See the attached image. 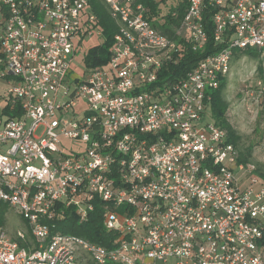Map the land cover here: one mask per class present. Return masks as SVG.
<instances>
[{
    "label": "built area",
    "instance_id": "1",
    "mask_svg": "<svg viewBox=\"0 0 264 264\" xmlns=\"http://www.w3.org/2000/svg\"><path fill=\"white\" fill-rule=\"evenodd\" d=\"M103 2L117 23L109 59L70 80L74 36L101 35L89 0H0V210L25 222L14 237L0 224V264H75L78 252L98 264H264V181L206 113L236 51L264 56V0H186L177 38L137 0ZM206 8L221 47L161 76L185 43L207 44ZM95 202L118 234L111 246L56 229Z\"/></svg>",
    "mask_w": 264,
    "mask_h": 264
},
{
    "label": "trees",
    "instance_id": "2",
    "mask_svg": "<svg viewBox=\"0 0 264 264\" xmlns=\"http://www.w3.org/2000/svg\"><path fill=\"white\" fill-rule=\"evenodd\" d=\"M146 9V16L152 18L151 23L159 32L167 35L170 38H177L180 19L183 16L186 7V0H177L165 2V0H137ZM89 7L94 13V27L101 31L103 40L101 43L91 46L88 52L83 57V62L86 67H96L105 63L109 59L110 48L113 44L114 34L117 32V23L109 13L108 7L103 0H89ZM211 8H206L203 12V23L208 33V42L203 50H193L191 45L185 43L183 54L178 61L173 65H168V69L161 72V76L168 73V77L182 76L187 71L191 70L195 64L205 55L213 53L221 47L219 44L213 42L211 33ZM182 43V41H181ZM242 55L257 57L259 55L253 49H243L236 51ZM227 74L222 76L219 85L210 90L208 94L210 99L207 106V117L214 121L227 131L229 140L235 144L238 151V161L242 163H253L250 160L251 146H247L245 150L238 147L240 137L235 132L227 119L228 102L223 95V90L226 86ZM255 165V164H254ZM254 173L264 181V171L259 166L255 165ZM4 216L3 210H0V224H3ZM56 229L66 232L79 233L89 241L96 242L102 245L111 246L113 241L117 238V232L107 231L102 223V207L98 202H95L93 210L88 213L87 219L83 222H78L76 217L66 211L61 219L55 220ZM23 246L24 243L20 242ZM78 253H82L81 256ZM75 258L77 260L85 258L87 264H98L84 252H78ZM84 254V255H83ZM112 264V263H106Z\"/></svg>",
    "mask_w": 264,
    "mask_h": 264
},
{
    "label": "rangeland",
    "instance_id": "3",
    "mask_svg": "<svg viewBox=\"0 0 264 264\" xmlns=\"http://www.w3.org/2000/svg\"><path fill=\"white\" fill-rule=\"evenodd\" d=\"M169 0H166L168 2ZM103 37L92 31L91 35L84 36L79 42V36H74L73 42L76 47L75 56L72 60L69 79H78L84 76L83 62L84 55L91 46L101 43ZM105 69L108 65L103 66ZM264 79V56L260 54L257 57L234 53L229 72L227 74L226 86L223 95L228 102L227 119L235 132L239 135L240 141L238 147L245 150L251 146L250 160L264 171V91L260 92L261 86L258 83ZM1 84V82H0ZM4 100H0V106ZM81 100L79 104H81ZM77 146L73 145V149ZM235 178L240 186L247 184L248 177L245 170H238L236 164L232 165ZM3 225L8 236L14 237L15 230H25V222L21 215L13 207L5 208ZM68 234L74 232L66 231ZM76 235L83 237L79 233ZM28 241L31 239L26 237ZM79 256L82 253H78ZM84 255V254H83ZM75 264H87L85 258L77 260ZM163 264V263H158ZM166 264H174L169 259Z\"/></svg>",
    "mask_w": 264,
    "mask_h": 264
},
{
    "label": "crops",
    "instance_id": "4",
    "mask_svg": "<svg viewBox=\"0 0 264 264\" xmlns=\"http://www.w3.org/2000/svg\"><path fill=\"white\" fill-rule=\"evenodd\" d=\"M170 1H175L176 2L177 0H169L168 2H170ZM165 2H166V0H165Z\"/></svg>",
    "mask_w": 264,
    "mask_h": 264
}]
</instances>
